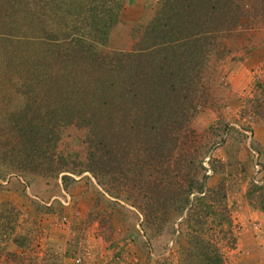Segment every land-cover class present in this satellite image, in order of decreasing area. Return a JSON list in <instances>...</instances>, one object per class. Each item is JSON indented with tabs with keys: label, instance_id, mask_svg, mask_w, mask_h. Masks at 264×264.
Wrapping results in <instances>:
<instances>
[{
	"label": "rangeland",
	"instance_id": "374dc122",
	"mask_svg": "<svg viewBox=\"0 0 264 264\" xmlns=\"http://www.w3.org/2000/svg\"><path fill=\"white\" fill-rule=\"evenodd\" d=\"M91 6L100 23L115 17L106 43L68 55ZM162 10L165 33L152 37ZM0 20L15 35L0 42V264H177L180 218L164 212L200 183L211 220L226 206L234 225L226 263L264 264V0H0ZM26 52L39 74L10 61ZM69 60L82 82L87 64L116 70L120 105L99 117L71 86L47 91L71 77ZM100 129L98 162L89 141Z\"/></svg>",
	"mask_w": 264,
	"mask_h": 264
},
{
	"label": "trees",
	"instance_id": "16d2710c",
	"mask_svg": "<svg viewBox=\"0 0 264 264\" xmlns=\"http://www.w3.org/2000/svg\"><path fill=\"white\" fill-rule=\"evenodd\" d=\"M95 11L96 7L91 6L89 8L88 12H86L87 14L82 18V22L85 23L83 24V27H78L77 24L79 23L77 21L73 23V29H75L74 34H76V38H70L69 44L73 46L69 48V46L67 45L69 48L67 52L68 55H74L76 54V51H79L82 52L85 56L89 57L91 52H93V55L97 54V46L105 45L108 31L114 23L115 17L112 20H109L104 16L103 23H100V20H96V17L102 12L97 11L95 13ZM162 14L163 10L160 16H162ZM166 21L167 20H165V17L163 16L160 17L158 21H152L150 27V31H152L153 34L152 37H161V35L165 33L164 29L167 26ZM6 23L7 22L0 20V42L2 39V42L8 43L7 40L13 41L12 38L15 35L5 31V27L7 26ZM163 41L164 39L162 38L159 44H163ZM81 43L86 46L81 45ZM148 46L149 45H147V47ZM10 52L13 51L10 50ZM37 55L38 54H29L26 52L22 56L11 57L10 61H15V59L17 61L18 58L26 57L23 59L24 66L32 70L34 67L39 68V74V72L45 67L41 65V60H37ZM91 64H87L84 71H87L88 74L92 76V79H88L82 82V77H80L79 75L75 76L77 75V73H73L75 72L76 65L74 64V62L69 60L60 69H67L68 72H70L71 74L73 73L71 77H66L64 82L61 80L60 76L58 77L56 82L52 78L48 79L49 85L47 84L48 87H46V90L51 93L57 94V92H61L64 94L68 91V87L71 86V90L74 89L80 95L82 94L81 96L83 97L81 99V102L77 100V98H75L76 103L79 102V106L84 108H88L89 106L91 110L94 111V114L98 115L104 107L110 105L114 100V104L116 103V105H120L119 100L121 96L119 94L116 95L118 89L116 87H118V84L121 82L119 74L114 69H106L105 67H101V65H96V63L92 65ZM134 74L135 72L133 71L129 72L127 79H131L130 76L133 77ZM157 77L158 81H154L153 83L157 91L155 94L161 95V93L165 89L169 88V85L165 78L166 75ZM149 82L150 81L148 80L144 85L148 91L152 92L153 90L149 87ZM105 93H107L110 97L106 98ZM127 98L129 100H132L130 97ZM76 103L74 105H76ZM132 107L133 106L130 104L129 108ZM95 117L97 118L98 116H93V118ZM102 131L103 130L100 129L95 134H93L92 137H90L89 141L90 147L93 150L101 151L99 153H96L97 155L95 154V152H91V155L94 156V159L98 162L102 158V150H100V146L101 148L103 147V138L101 137ZM197 156H199L198 150H194L191 153H186L185 162L190 164V162L196 160ZM85 171L90 173L91 176L94 177L96 184H98L103 188L104 191H106L103 183L98 178L99 176H97L95 172H92L89 169ZM190 178L193 179V177L191 176L188 178L189 182ZM170 184L172 183L170 182ZM191 194H193V196L190 198ZM210 199L211 191L202 188L201 183L196 188H191L190 185L187 184V186L181 188L179 193H175L171 196V198H169L170 203H168L167 205H169V208L171 209L165 211L164 215L168 219V217L172 216L173 213V220H175V218H180L178 228L175 231L176 235L184 239L183 243L185 245L184 247L177 244L176 253L180 254L181 257L180 260H177V264H227L223 257V250L224 248L230 249L234 244V225L232 224L229 213L225 208L226 206H224L223 204H221L224 207L222 206L223 208L220 217H214L211 220L209 212L205 211L204 209V207H206L209 211H211L209 207L211 206ZM206 203L208 204L205 205ZM135 208L142 215V222H147L149 218L150 220L155 219V217H153L152 215V211L146 210V212H143V209L139 206H135ZM210 220H219V223L215 225L214 222L209 223ZM182 254L186 257V259H182ZM164 262L166 263V261L163 260L162 264H164ZM156 264H158V261H156Z\"/></svg>",
	"mask_w": 264,
	"mask_h": 264
}]
</instances>
